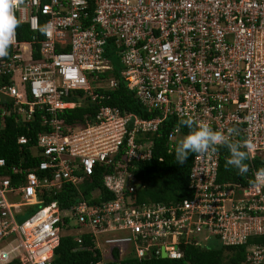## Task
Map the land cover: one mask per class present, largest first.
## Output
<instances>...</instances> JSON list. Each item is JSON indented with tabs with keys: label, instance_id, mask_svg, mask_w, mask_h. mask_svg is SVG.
Listing matches in <instances>:
<instances>
[{
	"label": "built area",
	"instance_id": "1",
	"mask_svg": "<svg viewBox=\"0 0 264 264\" xmlns=\"http://www.w3.org/2000/svg\"><path fill=\"white\" fill-rule=\"evenodd\" d=\"M10 3L18 26L8 55L0 57V134L10 118L22 126L38 120L43 129L31 149L37 165L3 174L7 165L0 159V264H53L64 235L79 245L91 239L102 257L91 264L113 261L114 250L122 258L164 251L166 259L180 260L183 246L204 245L200 235L218 237L225 247L253 239L246 262L264 264V173L255 165L264 164V0ZM113 62L153 118L103 104L104 91L117 88L115 80L101 79ZM89 103L97 108L83 122H59L60 114ZM168 119L225 133L237 129L231 140L245 145L249 164L242 180L218 181V147L194 155L190 198L136 204L140 184L128 169L153 159L154 140ZM182 137L178 126L171 129L168 153ZM30 141L17 138L19 146ZM98 166L116 169L103 175L104 194L94 190L88 200L80 187ZM65 183L80 193L76 205L39 206L42 194ZM24 208L37 210L19 224L15 215Z\"/></svg>",
	"mask_w": 264,
	"mask_h": 264
},
{
	"label": "trees",
	"instance_id": "2",
	"mask_svg": "<svg viewBox=\"0 0 264 264\" xmlns=\"http://www.w3.org/2000/svg\"><path fill=\"white\" fill-rule=\"evenodd\" d=\"M27 38V37H25ZM114 69L106 75H101V79H113L117 82L115 91H104V105L116 107L122 111L133 113L144 119H151L155 113L143 109L135 99L133 93L129 92L119 75V69L116 62H113ZM102 93V90H97ZM82 96V93H79ZM96 106L89 103L72 110H67L58 116L59 122L63 126H73L84 121L86 115H92ZM178 126L182 136L187 135L189 129L183 126L182 122L177 124L174 120L168 119L160 128V138L155 139V152L153 159L143 163L136 164L134 169H128L133 178L139 182L140 186L133 194L136 204L142 203H178L192 196L189 189V175L195 153H190L189 158L183 165L177 164L174 151H167V135L174 127ZM43 127L36 120L32 125H18L12 118L8 119L6 129L0 134V159L5 160L7 168L2 171L3 174H10L14 166L21 164L24 168H30L37 165L38 160L31 158V149L35 145V134L42 131ZM19 136L31 137L30 145L24 147L17 144ZM219 163V182H230L242 180L240 172L233 166L226 164V159L230 153L226 147H220ZM161 160V161H160ZM248 165V159H246ZM258 169H264V164L256 161ZM98 166L92 177L86 180L80 187V192L88 200L94 190L99 189L104 194L102 178L104 174L113 173L111 169ZM23 178H20V181ZM19 181V179L17 180ZM111 195V194H110ZM107 199V195L105 196ZM80 193L71 183H65L61 190L55 193H44L40 196L43 205L46 206L55 201L62 210L70 209L80 200ZM65 219V223H68ZM254 240H250L247 245L234 247H221L220 249H208L205 245L194 246L187 245L182 247L183 257L180 260L162 259L160 255L151 254L146 260H137L136 258H122L117 250L113 251V261L108 264H248L246 262V253L248 246ZM91 239L84 237V244L79 245L70 235L61 237L60 244L55 250L53 264H91L99 262L102 257L100 253L92 250ZM9 264H19L13 261Z\"/></svg>",
	"mask_w": 264,
	"mask_h": 264
},
{
	"label": "clouds",
	"instance_id": "3",
	"mask_svg": "<svg viewBox=\"0 0 264 264\" xmlns=\"http://www.w3.org/2000/svg\"><path fill=\"white\" fill-rule=\"evenodd\" d=\"M17 26L18 21L10 0H0V57L8 55V48ZM182 124L189 131L174 146L177 164L183 165L190 153L205 155L215 153L218 147H226L230 153L226 159V164L235 167L241 173L247 172V152L242 150L245 145L231 140L233 135L238 134L237 129L229 128L225 133L214 130L210 125L203 122L197 125L191 119L182 121ZM260 172L264 173V169H261Z\"/></svg>",
	"mask_w": 264,
	"mask_h": 264
},
{
	"label": "rangeland",
	"instance_id": "4",
	"mask_svg": "<svg viewBox=\"0 0 264 264\" xmlns=\"http://www.w3.org/2000/svg\"><path fill=\"white\" fill-rule=\"evenodd\" d=\"M99 82L96 84H93V87H98L99 86ZM181 138H178L177 141L179 142ZM177 142V143H178ZM37 209H32V208H24L20 211V213L16 214V221L17 223L21 224L23 222H25L26 220H28L31 216H33L34 212ZM71 224L74 226L75 222H71ZM199 239V241H201L202 244H204L206 246V248L208 249H220L221 247H223V244L220 240V238L218 237H214V236H210L206 239V236L204 235H200L197 237ZM125 248V247H124ZM129 258H135V253H131L129 256Z\"/></svg>",
	"mask_w": 264,
	"mask_h": 264
},
{
	"label": "water",
	"instance_id": "5",
	"mask_svg": "<svg viewBox=\"0 0 264 264\" xmlns=\"http://www.w3.org/2000/svg\"><path fill=\"white\" fill-rule=\"evenodd\" d=\"M166 257H167V256H166V253H165L164 251H162V252H161V258H162V259H166ZM145 259L147 260L148 257L146 256Z\"/></svg>",
	"mask_w": 264,
	"mask_h": 264
}]
</instances>
